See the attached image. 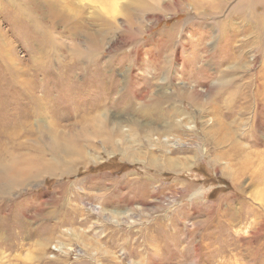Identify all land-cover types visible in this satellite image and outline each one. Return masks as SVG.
Masks as SVG:
<instances>
[{"label": "rangeland", "instance_id": "obj_1", "mask_svg": "<svg viewBox=\"0 0 264 264\" xmlns=\"http://www.w3.org/2000/svg\"><path fill=\"white\" fill-rule=\"evenodd\" d=\"M17 1L0 132L64 172L0 190V264H264V1Z\"/></svg>", "mask_w": 264, "mask_h": 264}, {"label": "bare ground", "instance_id": "obj_2", "mask_svg": "<svg viewBox=\"0 0 264 264\" xmlns=\"http://www.w3.org/2000/svg\"><path fill=\"white\" fill-rule=\"evenodd\" d=\"M20 1L22 0H18L16 3L21 4ZM199 5L196 4V6H199ZM216 6H217V3L214 4L213 2L210 5V8L212 7L213 9H215ZM252 12L254 14L255 11L252 10ZM17 14H19V12H17ZM254 16H255L254 18L261 19V17L256 16V14H254ZM55 17L56 16L53 13L50 15V18L48 21V29L53 28L54 23H56L54 20ZM59 20H60V24L62 25H66L69 23V19L66 20L64 17L60 18ZM94 43H92L90 52H92L93 50L95 51L99 48L98 45ZM194 92L198 94L197 90H194ZM192 96L194 97V93ZM95 119L101 122V117L99 115H97ZM8 125L9 124L6 125L4 132H0V190H7V189L13 190L17 188L18 186L22 185L24 182H27L31 179H36L37 177H40L43 174H47L50 176V175H56L59 173L58 170H61V169L60 168L58 169V167H60V165L62 164L61 162L62 157L61 158L59 157V159L56 158V161L55 160L53 161L52 160L53 158L51 160H45L43 157H37V156L31 157V156L23 155L22 153H18L17 151L21 150L20 143L18 141V129L17 127H15V125L12 127ZM7 144H9V147H7Z\"/></svg>", "mask_w": 264, "mask_h": 264}]
</instances>
